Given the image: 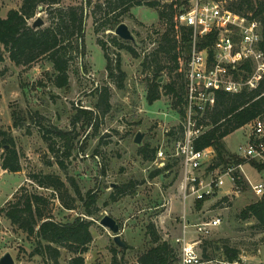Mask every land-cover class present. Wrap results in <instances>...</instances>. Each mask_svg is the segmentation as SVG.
Wrapping results in <instances>:
<instances>
[{
    "label": "rangeland",
    "instance_id": "1",
    "mask_svg": "<svg viewBox=\"0 0 264 264\" xmlns=\"http://www.w3.org/2000/svg\"><path fill=\"white\" fill-rule=\"evenodd\" d=\"M89 1L94 4L99 0ZM76 2L81 0H64L65 5ZM163 3L167 2L163 0ZM20 5L21 0H0V17L4 18L9 10L18 9ZM91 12L92 8L85 20V54L71 61L68 87L57 88L51 82L55 70L47 60L23 67L16 66L5 54V60L0 63V129L9 131L14 137L24 171L12 173L2 169V157L7 148L2 146L0 139V210L13 199L22 185L29 191L52 195L50 190L37 188L30 180L25 181V177L28 179L31 173L58 174L66 182L68 176L74 177L83 194L90 190L98 194L99 211L93 217L86 216L81 202L76 203L75 210H68L54 199L53 212L59 221H73L79 215L93 221V241L84 254L86 264H112L113 249L120 251L117 254L119 264H138V257L153 246L147 234L150 223L155 225L162 240L169 241L174 247L177 246L174 239L182 232L184 208L180 167L169 163L170 168L152 177L158 168L152 161L144 160L134 141L137 133L141 132L144 134L143 145H148L150 152L170 145L168 131L181 125L179 110L182 103L178 104V98L168 93L165 86L178 80L179 70L171 71L169 64L163 63L166 68L160 78L163 84L160 88L161 97L150 105L147 101L148 83L153 79L155 65L145 70L142 61L145 55L155 49L160 35L166 29L157 10L145 6L135 7L133 14L137 18L133 14L121 18L136 36L137 43L121 39L114 34L115 29L96 33ZM38 15L44 20L41 27L50 24L47 13L39 12L36 17ZM96 15V18H101L100 13ZM261 22L264 39V19ZM111 37H117L120 43L134 47L140 57L135 58L126 50L115 48ZM99 39L108 44L107 53L113 64L120 55L122 69L126 72L123 89L116 87L118 78L111 79L108 76L107 60L99 46ZM179 63L183 70V78L179 83H182L185 81L186 62L183 59ZM105 89L110 93V109L107 112L105 105L99 104L100 98L103 101L100 96ZM80 108L92 111L91 124L83 125L81 120L73 127L71 120ZM36 112L45 119L37 117ZM13 113L24 119L25 126L22 129L13 126ZM50 125L78 133L73 141L71 157L64 158L68 167L67 175L41 138L42 130L39 127L46 130ZM250 132L251 128L245 126L225 138L229 154L235 155L241 146L247 145ZM224 167L219 166L215 174L223 175ZM238 171L244 181L239 187H232L226 177L225 185L217 195L202 202L189 199L187 206L191 210H187V219L198 223L207 218H221V225L213 234L202 238V242L206 239L213 242L206 251L220 264L228 260L223 252L225 247L239 251V264H264V226L255 217L244 218L242 214L249 205L262 198V195L255 193L253 185L262 184L264 187V170L246 163ZM124 185H129L127 193L118 194L117 200L112 201L111 194ZM225 196L228 202L218 205ZM198 203L201 206L198 207ZM194 206L199 212L202 211L198 216ZM105 215L113 217L120 225L125 249L116 245L111 230L101 225L100 221ZM189 231H193V228ZM35 247V238L13 226L0 211V257L9 252L15 264H48L38 255L31 256ZM71 256L62 248L59 264H68Z\"/></svg>",
    "mask_w": 264,
    "mask_h": 264
},
{
    "label": "trees",
    "instance_id": "2",
    "mask_svg": "<svg viewBox=\"0 0 264 264\" xmlns=\"http://www.w3.org/2000/svg\"><path fill=\"white\" fill-rule=\"evenodd\" d=\"M103 0L94 4L89 0L64 4V0H22L18 9L8 11L5 18L0 17V63L5 60L7 54L11 62L16 66L31 67L41 60L52 63L55 75L51 82L57 88L69 86L68 71L70 63L75 57L85 54V29L86 16L92 8L91 15L94 19V30L96 33L114 30L123 23L125 15L130 14L134 7H149L156 9L160 21L165 24L166 29L160 35L157 46L149 54L145 55L142 67L147 70L155 65L153 79L148 83L147 101L151 105L161 97L160 78L164 68L163 63H168L171 71L179 70L178 80L167 84L168 93L178 98L177 103H183L182 94L185 90V81L179 83L183 78L180 60H187L192 44V29L179 22V15L189 7L190 0ZM225 8L232 12L263 21L264 0H220ZM92 4L94 7H92ZM45 12L49 16L50 24L46 27L34 28V18L37 13ZM96 13L101 18H96ZM37 18V17H36ZM216 39L214 34L200 39L199 45L204 47ZM112 44L119 50H126L133 57L139 58V53L131 45L120 43L117 37H111ZM99 46L102 48L107 60L106 70L111 79L118 78L116 87L124 88L126 72L122 69L120 55L113 64L107 51L108 44L99 39ZM264 49V41L262 42ZM167 66V65H166ZM118 75V76H117ZM101 94L103 101L99 104L105 105V111L110 109L107 89ZM183 106V105H182ZM180 107L181 116L184 115L183 107ZM40 119L44 117L38 112L35 114ZM13 126L16 129L25 126L24 119L13 113ZM92 111L80 108L73 116L71 124L75 127L82 120V124H91ZM257 118H264V76L255 89L244 90L240 93L230 94L218 92L216 103L208 109L204 115V125L207 129L194 141L198 150L209 147L216 151V161L211 169L219 166H230L249 163L250 165L264 170V161L255 159H243L231 155L227 151L225 138L236 130L250 124ZM45 119V118H44ZM41 138L47 143L50 153L55 157L56 163L66 173L68 167L64 158H69L74 150V140L78 133L71 130L66 131L50 125L43 130L39 127ZM184 131L181 126L173 127L168 131V137L172 139L182 138ZM2 146H6L2 157V169L7 172L18 173L22 171L20 153L16 147L15 139L7 130L0 129ZM156 150L149 151L148 145L139 147V154L144 160L153 161ZM62 152V154H60ZM63 157V159H62ZM48 165L50 162L48 161ZM166 168H170L168 165ZM164 168V169H166ZM161 170L157 169L151 176L158 175ZM237 186L243 184V176L239 171L235 173ZM67 175V173H66ZM27 180L35 184L37 188L50 190L51 196H46L35 191H29L22 185L13 195L7 205L1 208V212L10 223L25 232L29 237H34L36 247L31 256L38 255L48 264H59L61 249L67 250L72 256L68 264H86L84 254L88 252L93 241L91 226L93 221L79 215L73 221H59L55 218L54 199L60 202L64 209L75 210L76 203L81 202L84 208V215L93 217L99 211L97 201L98 194L90 190L83 194L78 182L74 177L68 176L67 182L60 175L53 173H31ZM129 185L119 186L116 192L111 194V200L116 201L117 195L127 193ZM202 202V201H200ZM228 197L225 196L218 203L225 204ZM201 203H198V207ZM243 217H255L261 226H264V195L262 198L249 205L243 212ZM147 234L153 246L138 257V264H179L178 250L169 241L162 240L155 225L150 223L147 226ZM213 245L208 239L201 244L204 259L216 260L207 253V247ZM120 251L113 249L112 264H119L117 254ZM228 262L239 259V251L225 247L223 250ZM94 264H101L95 262Z\"/></svg>",
    "mask_w": 264,
    "mask_h": 264
},
{
    "label": "built area",
    "instance_id": "3",
    "mask_svg": "<svg viewBox=\"0 0 264 264\" xmlns=\"http://www.w3.org/2000/svg\"><path fill=\"white\" fill-rule=\"evenodd\" d=\"M179 22L192 29V44L185 61L184 115L180 122L184 135L172 139L170 145L161 146L152 162L158 169L166 168L169 163L180 167L184 215L182 232L174 239L179 264H220L218 260L204 259L200 245L202 238L210 237L221 225V218L192 223L187 219V210H191L187 201L199 202L217 195L222 191L226 177L232 187L237 188L234 173L243 169V165L223 166V175L215 174L218 168L211 169V166L214 165L216 151L212 147L198 150L194 141L207 129L203 123L204 115L215 105L218 92L236 94L259 85L264 76L262 22L228 10L220 0H190L188 9L179 15ZM210 34H214L216 39L201 47L200 39ZM247 126L251 128L248 143L241 146L235 155L262 160L264 118H257ZM253 190L257 195H264L262 184L253 185ZM194 211L196 216L202 213L195 206ZM190 228L193 231H189Z\"/></svg>",
    "mask_w": 264,
    "mask_h": 264
},
{
    "label": "water",
    "instance_id": "4",
    "mask_svg": "<svg viewBox=\"0 0 264 264\" xmlns=\"http://www.w3.org/2000/svg\"><path fill=\"white\" fill-rule=\"evenodd\" d=\"M40 12H42L41 9H40ZM42 25H44V20L40 17V15H38V17L33 23V27L38 28V27H41ZM114 34H116L117 36H119L121 39L125 41H132L133 43H137L136 36L130 30V27L126 23L119 24L115 28ZM143 138H144V134L141 132H138L134 140L135 143L138 145V147L143 146ZM100 223L105 228H108L111 230L113 234L114 243L118 245L121 249H125L126 243L122 240V237L120 234V225L118 224V222L113 217L109 215H105L101 219ZM0 264H15V261L12 255L9 252H6L4 255L0 257Z\"/></svg>",
    "mask_w": 264,
    "mask_h": 264
},
{
    "label": "crops",
    "instance_id": "5",
    "mask_svg": "<svg viewBox=\"0 0 264 264\" xmlns=\"http://www.w3.org/2000/svg\"><path fill=\"white\" fill-rule=\"evenodd\" d=\"M21 3H22V0H21ZM21 6V5H20ZM134 9H135V7L134 8H132V10L130 11V14H133V11H134ZM7 15V14H6ZM134 15V14H133ZM135 16V15H134ZM6 16H4V18H5ZM136 17V16H135ZM137 18V17H136ZM247 126V125H246ZM245 127V126H244ZM19 129H22V128H19ZM5 171V170H4ZM5 172H7V171H5ZM23 173H24V171H22ZM18 173H21V171L20 172H18ZM27 179H26V177H25V181H26Z\"/></svg>",
    "mask_w": 264,
    "mask_h": 264
}]
</instances>
